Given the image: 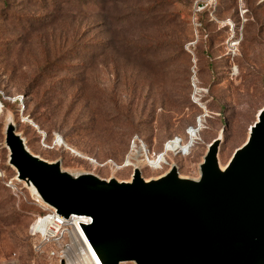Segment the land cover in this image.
Here are the masks:
<instances>
[{
	"label": "rangeland",
	"instance_id": "rangeland-1",
	"mask_svg": "<svg viewBox=\"0 0 264 264\" xmlns=\"http://www.w3.org/2000/svg\"><path fill=\"white\" fill-rule=\"evenodd\" d=\"M260 112L264 0H0V264L63 262L29 236L43 212L9 130L73 179L198 183Z\"/></svg>",
	"mask_w": 264,
	"mask_h": 264
},
{
	"label": "water",
	"instance_id": "water-1",
	"mask_svg": "<svg viewBox=\"0 0 264 264\" xmlns=\"http://www.w3.org/2000/svg\"><path fill=\"white\" fill-rule=\"evenodd\" d=\"M263 116L225 171L218 143L209 147L198 183L176 171L149 183L138 171L131 183L73 179L31 154L12 130L6 144L10 164L33 195L66 219H92L81 227L104 262L264 264Z\"/></svg>",
	"mask_w": 264,
	"mask_h": 264
},
{
	"label": "built area",
	"instance_id": "built-area-1",
	"mask_svg": "<svg viewBox=\"0 0 264 264\" xmlns=\"http://www.w3.org/2000/svg\"><path fill=\"white\" fill-rule=\"evenodd\" d=\"M36 203L42 207L43 213L36 215L30 224L29 236L37 239L39 246L59 244L60 259L67 264L68 258L71 259L73 247L77 245L79 239L83 241L85 237L81 226L91 225L92 219L84 215H71L66 219L55 209L45 205L38 197H36ZM65 238L67 241L61 244ZM51 255L55 253L51 252Z\"/></svg>",
	"mask_w": 264,
	"mask_h": 264
},
{
	"label": "bare ground",
	"instance_id": "bare-ground-1",
	"mask_svg": "<svg viewBox=\"0 0 264 264\" xmlns=\"http://www.w3.org/2000/svg\"><path fill=\"white\" fill-rule=\"evenodd\" d=\"M262 116V112H260L259 117L261 118ZM30 186L32 188V191L36 193V190L32 186V184H30ZM71 254V259L68 258L67 264H117V261L114 258L109 259L105 262L102 261L97 249L85 237H83V241H81L80 239L78 240V243L73 247V251Z\"/></svg>",
	"mask_w": 264,
	"mask_h": 264
}]
</instances>
